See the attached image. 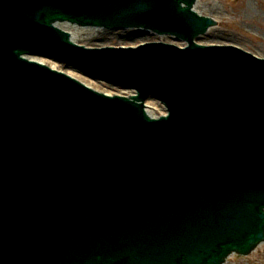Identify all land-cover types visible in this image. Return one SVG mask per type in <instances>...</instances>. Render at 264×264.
<instances>
[{
  "label": "water",
  "instance_id": "obj_1",
  "mask_svg": "<svg viewBox=\"0 0 264 264\" xmlns=\"http://www.w3.org/2000/svg\"><path fill=\"white\" fill-rule=\"evenodd\" d=\"M198 1L0 0V264H224L264 242V61L198 45L217 25ZM82 26L186 47L88 50Z\"/></svg>",
  "mask_w": 264,
  "mask_h": 264
},
{
  "label": "rangeland",
  "instance_id": "obj_2",
  "mask_svg": "<svg viewBox=\"0 0 264 264\" xmlns=\"http://www.w3.org/2000/svg\"><path fill=\"white\" fill-rule=\"evenodd\" d=\"M198 9L201 10L200 14L217 20V25L208 30V35L209 33L213 35L210 37L207 34L202 36L199 39L201 44L209 46L234 45L264 59V0H200ZM132 32L135 31L94 32L89 35L90 37L77 38L76 42L86 47H109L139 45L158 40L152 35H144L143 38L137 37V35L132 36L130 35ZM96 35L103 37H96ZM117 35L129 38L119 39ZM163 40L172 43L169 39ZM56 65L59 69L64 70L63 66ZM82 78L84 83L97 87L99 92L106 94L120 92L103 82ZM152 102L157 104L154 110L155 115L164 114V107L157 101L152 100ZM226 264H264V244L256 248L248 259L238 260L237 256H231Z\"/></svg>",
  "mask_w": 264,
  "mask_h": 264
},
{
  "label": "bare ground",
  "instance_id": "obj_3",
  "mask_svg": "<svg viewBox=\"0 0 264 264\" xmlns=\"http://www.w3.org/2000/svg\"><path fill=\"white\" fill-rule=\"evenodd\" d=\"M199 3H200V0L198 1V3L195 5V12H201V10H199L198 9V6H199ZM137 32H141V31H137ZM94 33V32H93ZM93 33H90V34H88V35H85L86 37H90L89 35H92ZM130 35H132V36H135V35H137V37H140V38H143V36H144V34H130ZM208 35V34H207ZM213 34L212 33H209V37L210 36H212ZM118 36V38L119 39H127V38H129V37H125V36H121V35H117ZM96 37H103V36H101V35H96ZM105 37V36H104ZM121 37V38H120ZM77 39V38H76ZM76 39H74V43H76V44H78L77 42H76ZM172 42V41H171ZM197 42V41H196ZM176 45H179V46H182V47H184L185 46V44L184 43H176ZM27 58H29V57H27ZM32 59H34V60H40V64H42V65H49L53 70H59V67L54 63V62H52V61H50V60H48V59H46V58H42V57H33ZM61 70V69H60ZM66 74H69V75H73V76H75V77H77L78 79H80L81 81H83L84 82V80H83V78L82 77H84V76H82V75H80V74H78L77 72H75V71H69V70H66V71H64ZM85 78V77H84ZM89 86H91V87H93L94 89H96L97 90V87L95 88L94 86H92L91 84H89V83H87ZM121 92V93H120ZM120 92H117V94L118 95H121V96H123V95H125L126 93H124V92H122V91H120ZM113 94H114V92H112ZM130 93V92H129ZM130 94H132V93H130ZM110 95V94H109ZM112 95V94H111ZM127 95V94H126ZM146 103H148V105H149V113H150V115L153 117V116H156L155 115V113H154V110H155V107L157 106V104L156 103H154V102H152V100L151 99H148L147 100V102ZM261 245H259L258 246V248L260 247ZM230 257H231V255H230Z\"/></svg>",
  "mask_w": 264,
  "mask_h": 264
}]
</instances>
